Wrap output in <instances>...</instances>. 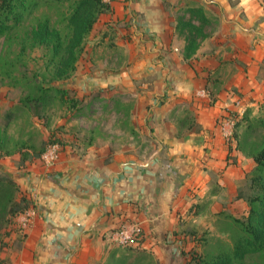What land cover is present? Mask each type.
Segmentation results:
<instances>
[{"label":"crops","instance_id":"obj_1","mask_svg":"<svg viewBox=\"0 0 264 264\" xmlns=\"http://www.w3.org/2000/svg\"><path fill=\"white\" fill-rule=\"evenodd\" d=\"M104 1L110 9L94 30L105 35L116 29L114 42L127 63L106 78L78 72L77 88L86 94L89 87L111 85L131 93L135 114L149 125L145 128L153 133L156 151L140 159L107 146L64 147L52 167L35 162L17 173L7 166L35 211L8 264H107L121 247L111 235L125 222L142 224L141 248L165 264L179 222L197 198L207 195L215 181L235 187L240 178L227 166L232 155L242 161L233 145L235 113L264 102L262 0ZM183 7L215 21L196 55L199 60L187 61L193 68L184 59L185 41L175 18ZM218 83L211 95L208 88ZM181 102L195 114L198 129L185 136L167 120Z\"/></svg>","mask_w":264,"mask_h":264},{"label":"rangeland","instance_id":"obj_2","mask_svg":"<svg viewBox=\"0 0 264 264\" xmlns=\"http://www.w3.org/2000/svg\"><path fill=\"white\" fill-rule=\"evenodd\" d=\"M191 10L183 7L175 11L177 29L178 23L198 22L202 25V16ZM66 13L67 10L63 8L43 3L22 28L10 36L0 38V176L12 178V174L7 171L10 166L18 173L24 171L26 165L35 162L43 164L39 153L53 140L61 142L63 150L64 147H71L76 151L107 146L113 153L124 152L140 159L148 158L156 151L153 133L145 128L148 124L140 118V114H135L136 99L131 93H123L111 85L89 87L91 89L87 90L91 91L86 94L80 93L77 88L78 72L81 75L86 72L90 76L99 72L106 78L108 72H121L126 65L123 48L114 42L118 37L113 35L116 29L105 35H102L103 31L93 29L86 40L76 71L63 79L54 75L55 67L50 62L51 51L33 43V29L43 20H50L53 27L62 28L65 32L63 28ZM214 28L215 21L204 25L202 34L197 37L199 47L205 39H209ZM178 34L180 39H184L187 30L179 28ZM196 55L190 59H185L184 56V59L186 62L199 60ZM187 64L193 68L190 62ZM51 87L68 90L69 100L75 102L79 99L81 102L68 104L53 93L39 107L38 99L43 90ZM219 87L220 83L208 88L211 95ZM263 104L264 102L240 114L235 113L233 135L235 139V133L238 134L239 139L244 142V151L239 150L241 164L232 155L227 166L234 167L235 172H239L240 178L236 179V186L222 187L215 181L217 185L213 183L207 195L197 198L187 218L179 222V229L175 232L176 241L171 248L172 257H168L165 264H191L196 256L205 257L231 249L236 230L233 218L244 219L249 212L247 200L240 199L239 193L243 191L247 196L250 194V174L256 166L252 155L261 149L264 136L262 131L247 136V124L243 117L263 116ZM167 120L177 126L179 136L198 130L195 126V114L183 102L171 108ZM234 144H238L237 139ZM23 157L27 158L24 163L21 161ZM17 219L16 223L3 231L4 245L0 247V262L4 264L9 263L10 250L19 248L22 244L25 228ZM114 250L115 255L107 264H119V261L121 264H161L154 253L147 250L145 254L139 253L141 250L134 251L124 247Z\"/></svg>","mask_w":264,"mask_h":264},{"label":"trees","instance_id":"obj_3","mask_svg":"<svg viewBox=\"0 0 264 264\" xmlns=\"http://www.w3.org/2000/svg\"><path fill=\"white\" fill-rule=\"evenodd\" d=\"M43 3L67 10L65 28H63L65 32L62 28L53 27L47 19L34 27L32 40L36 45L44 46L51 51L50 62L55 67L56 78H68L77 69L87 38L100 16L107 12L110 6L104 0H0V38L10 36L22 28L32 13ZM191 11L204 17L201 10ZM203 20L202 25H196L194 22L178 23V29L187 30L184 37L185 59L195 56L200 48L197 37L202 34L204 25L209 22L205 18ZM53 93L68 104L81 102L79 99L75 102L69 100L68 90L51 87L43 90L42 96L38 99V106L42 107ZM243 120L247 124V136L253 132H264V115L260 117L246 115ZM235 139L238 140L237 149L244 151V142L236 133ZM60 143L56 140L50 142L45 150L39 153V158L50 145ZM261 143V149L252 155L256 166L250 174V194L247 196L242 190L239 193L240 199L247 200L249 212L244 219L233 218L236 230L233 234L231 249L205 257L196 256L191 264H264V136ZM26 159L23 157L22 163L26 162ZM30 207L27 198L20 192L18 184L8 176H0V247L4 245L3 231L9 225L16 223V219L24 215ZM142 242L143 240L141 244ZM121 247L134 251L141 250L139 253L142 254L146 253L141 245ZM118 263L121 264V261ZM0 264L4 263L0 262Z\"/></svg>","mask_w":264,"mask_h":264},{"label":"built area","instance_id":"obj_4","mask_svg":"<svg viewBox=\"0 0 264 264\" xmlns=\"http://www.w3.org/2000/svg\"><path fill=\"white\" fill-rule=\"evenodd\" d=\"M264 5V0H262ZM63 150L61 144L50 145L46 152L42 156V161L45 166L52 167L59 161L60 154ZM35 216V211L29 209L22 217V227L26 228L31 218ZM144 228L139 222H125L120 225L117 230L111 235L112 240L119 246H132L137 247L141 245V241L144 240Z\"/></svg>","mask_w":264,"mask_h":264}]
</instances>
